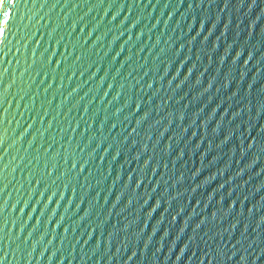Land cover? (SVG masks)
Instances as JSON below:
<instances>
[{
  "label": "water",
  "instance_id": "95a60500",
  "mask_svg": "<svg viewBox=\"0 0 264 264\" xmlns=\"http://www.w3.org/2000/svg\"><path fill=\"white\" fill-rule=\"evenodd\" d=\"M0 264H264V0H5Z\"/></svg>",
  "mask_w": 264,
  "mask_h": 264
},
{
  "label": "snow or ice",
  "instance_id": "6c2138e0",
  "mask_svg": "<svg viewBox=\"0 0 264 264\" xmlns=\"http://www.w3.org/2000/svg\"><path fill=\"white\" fill-rule=\"evenodd\" d=\"M5 0H0V6L4 5ZM4 35V31L2 29H0V36Z\"/></svg>",
  "mask_w": 264,
  "mask_h": 264
}]
</instances>
